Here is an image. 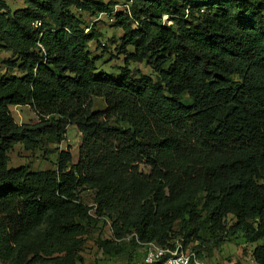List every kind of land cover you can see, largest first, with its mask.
Returning a JSON list of instances; mask_svg holds the SVG:
<instances>
[{
    "label": "trees",
    "instance_id": "trees-1",
    "mask_svg": "<svg viewBox=\"0 0 264 264\" xmlns=\"http://www.w3.org/2000/svg\"><path fill=\"white\" fill-rule=\"evenodd\" d=\"M22 2L12 11L0 0V47L21 73L0 76V263L30 264L39 245L75 232L77 217L110 221L111 237L96 241L104 254L121 241L172 247L177 226L198 255L222 233L263 240L251 255L264 264V0H125L114 14L125 56L117 76L97 70L89 43L100 33H85L82 15L108 12L110 1ZM129 62H145L157 81ZM92 97L105 109L93 111ZM21 105L35 116L28 123L11 115ZM68 125L81 135L74 165L59 150L55 171L7 167L16 144L60 142Z\"/></svg>",
    "mask_w": 264,
    "mask_h": 264
},
{
    "label": "rangeland",
    "instance_id": "rangeland-1",
    "mask_svg": "<svg viewBox=\"0 0 264 264\" xmlns=\"http://www.w3.org/2000/svg\"><path fill=\"white\" fill-rule=\"evenodd\" d=\"M9 8L13 11L24 6L22 0H5ZM110 1L111 10L103 13L83 12L85 24L90 26V32H98L100 36L89 43V51L95 59L97 70H101L109 75L117 76L119 67L124 65L125 56L118 52L123 35L122 30L116 24L114 14L117 11H124L128 2L125 0H104ZM128 52H133L131 46L127 47ZM15 62V57L0 47V76L7 74L20 75L16 68H10V63ZM130 68H137L143 74L157 81V75L153 69L145 62H129ZM93 111H102L105 109L103 98L92 97ZM11 115L18 124L28 123L34 114L26 105L10 106ZM111 124L123 125L116 121ZM81 144V135L74 125H68L63 140L55 142L47 137L42 138L41 143L32 150H25L22 145L16 144L8 153V168H16L27 165L29 171H55L57 168V157L59 150H67L71 154V163L74 165L78 158V149ZM142 172L148 173L146 165L140 164ZM94 192L90 189H84L80 192V201L83 205L91 207L93 205ZM93 212V210H90ZM79 228L69 234L65 241L50 247L46 244L39 245L36 256L30 254V264H141L143 250L137 245H132L128 241H121V250L118 254H104L97 246V239L102 237L109 239L110 221L104 218H98L95 221L86 222L75 218ZM234 223L231 215L225 218L224 225L226 230ZM43 227L37 228L32 235L25 238V241L32 242L36 235L42 231ZM210 229L207 224L201 228L199 235L204 239H209ZM222 240L214 244L211 249L202 250L198 256L209 264H254L252 251L260 245L263 240L249 243L244 240L241 233L223 234ZM180 234L178 227L175 226L171 237L172 243L179 242ZM195 241L188 242V247H193ZM3 264V263H0Z\"/></svg>",
    "mask_w": 264,
    "mask_h": 264
},
{
    "label": "built area",
    "instance_id": "built-area-1",
    "mask_svg": "<svg viewBox=\"0 0 264 264\" xmlns=\"http://www.w3.org/2000/svg\"><path fill=\"white\" fill-rule=\"evenodd\" d=\"M167 20V16H163ZM36 23L35 26H38ZM84 32H90V26H84ZM143 250L141 264H209L202 260L198 254L191 248L185 247L180 242H175L172 247L159 246L154 242L140 243Z\"/></svg>",
    "mask_w": 264,
    "mask_h": 264
}]
</instances>
